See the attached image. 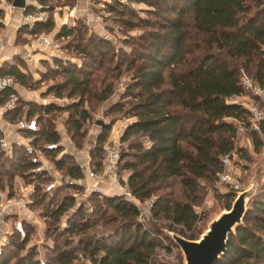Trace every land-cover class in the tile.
I'll return each mask as SVG.
<instances>
[{"label": "trees", "instance_id": "obj_1", "mask_svg": "<svg viewBox=\"0 0 264 264\" xmlns=\"http://www.w3.org/2000/svg\"><path fill=\"white\" fill-rule=\"evenodd\" d=\"M39 1L45 3L47 0ZM137 1L153 3L150 0ZM157 1L154 0L155 4ZM156 6L162 20L144 36L148 53L136 66L131 61V65L134 64L133 76L123 94V98L135 100L126 110L135 119L120 135L121 141L129 140L133 135L145 137L147 141H130L129 147L136 152L131 154V160L124 161L122 168L129 170L127 186L140 201L154 197L149 207L150 215L168 220V228L179 224L183 227L179 230L181 234L197 238L198 230L194 224L199 215L194 209V201L198 197L199 178L215 180L217 171L221 169L220 156L233 147L237 121L248 122L247 109L229 100L243 92L240 70L243 69L259 85H264V0H159ZM110 10H114L112 5ZM52 24V19L48 18L36 21L32 26L22 24L18 31L38 33L50 29ZM78 32L77 26L63 24L58 35L65 37ZM199 35L202 43L197 42L193 50L189 37L194 36L193 40H196ZM75 48L88 53L78 44ZM63 71L68 80L52 85L49 91L60 97L67 88L68 96L78 95L77 100L67 105L27 102L19 96L16 86L0 90V104L11 95L18 98L16 106L5 111L4 117L15 121L23 113L38 116L39 130L28 133L33 143L59 141V134L47 117L55 110L68 111L67 123L73 129V139L85 133L83 123L90 113L83 104L92 80L84 67L65 66ZM4 74L13 75L17 84H27V75L17 68L4 70L0 66V75ZM111 92L112 86L107 84L97 98L105 100ZM115 109H123V104L114 105L112 110ZM101 127L102 132L90 151L95 169L102 166V145L107 140L111 124L106 122ZM260 131L249 132L255 149L263 144L264 120L260 122ZM57 150L48 151V154L54 157ZM62 155L54 160L57 168L75 178L82 176L78 164L66 159L71 156ZM127 155L120 151L119 171L121 159ZM29 167L23 148L15 147L11 156L0 150V183L4 176L11 181L12 175L31 180ZM50 177L42 173L36 176L35 189L31 194L35 202L67 186L77 190L81 187L79 183H72L51 191L42 190L40 183ZM171 178L179 179L184 199L174 198V192L170 190L159 192ZM92 193L100 196L105 205L115 211L119 222L108 234L79 238L82 250L91 261L94 264H156L151 263L155 248L169 249V245L163 244L156 234L160 230L143 226L137 219L140 209L124 196ZM233 195L230 191L222 194L226 198V207L230 206ZM70 198L71 202L62 201L53 208L51 215L58 218L72 206L74 198ZM23 224L26 229L25 221ZM86 228V222L80 223L79 227L73 222L65 230L76 232ZM10 237L9 245L18 251L24 248L28 232L25 231L21 237L17 232L15 239ZM60 248V245H54L56 254L49 255L46 261L70 264L73 259L70 250ZM10 249L11 252L2 251L0 254V264H9L11 257L17 255L16 250ZM36 254L37 251L30 248L13 264H43ZM214 264H264V178L259 193L244 216L243 225L229 236L224 254Z\"/></svg>", "mask_w": 264, "mask_h": 264}, {"label": "rangeland", "instance_id": "obj_2", "mask_svg": "<svg viewBox=\"0 0 264 264\" xmlns=\"http://www.w3.org/2000/svg\"><path fill=\"white\" fill-rule=\"evenodd\" d=\"M150 1L153 3L148 4L137 0H125L124 2L114 0H47L45 3H41L43 4L42 10L45 20L52 19L53 24L50 29L30 33L28 31H18L22 26L21 23L18 24V28L15 25L10 26L1 48L0 66H3L4 70L14 67L27 75V84L19 82L16 86L19 96L27 102L37 104L55 102L67 105L69 102L77 100L78 95H67V88L62 91L60 97L49 91L52 85L68 80V75L63 71L65 66L75 69L84 67L90 80H92L83 104L88 109L90 117L83 123L82 129L85 130V133L82 137L79 135L75 139L71 137L73 129L67 123L69 115L67 110H55L47 115L50 118L49 122L57 130L59 141L62 143L56 151V153L60 152L59 157L63 156L62 154H68L71 157L66 159L76 162V156H80V153L90 152L96 144L97 136L102 132V127L97 124V120H103L111 124L106 139H114L118 142L121 153L126 152L129 154L121 159V174L126 175L128 173L129 170L123 169L122 166L124 161L126 159L131 160L133 158L131 154L136 152L129 147L130 141L142 140L146 143L147 139L139 135H133L126 141H121L120 135L134 118L128 115L126 110L129 104L135 100L128 97L123 98L127 84L131 82L133 76L134 64L131 65V61L135 62V66L143 62L141 58L148 53L143 38L149 30L154 29L153 26H156L162 20L158 14L159 8L156 6L159 0L156 4L154 0ZM111 5L114 10H110ZM97 14L101 15L99 21L95 19ZM187 16L190 19V15ZM63 24L77 26L79 29L78 34L65 37L59 36L58 31ZM29 26H32V24ZM41 33L55 38L57 42H60V48L54 49L49 46L43 48L38 39ZM189 38L192 40L191 48L193 50L197 42L202 43L200 40L202 36L200 35L195 37L196 40H193L194 36ZM77 44L85 48L88 53L84 54L77 50L75 48ZM77 74L81 76V73ZM107 84L112 86V92L105 100L97 98L102 88ZM118 103L123 104V109L112 110L114 105ZM248 137H250L248 132H241L236 144L238 146L236 158L241 168V184L243 187L248 184L252 177L258 178L259 183H263L264 178V157H262L264 155V139L263 144L255 149L253 146L248 148ZM262 169L263 173H261ZM63 175L68 176L66 173H63ZM15 176H11V181L6 180L7 177L4 176L0 183L3 184L1 187L7 188L9 192L17 189L14 183ZM215 180L214 178L209 180L199 178L198 197L194 201V208L200 214L198 221L194 224L198 230L196 237L206 229L210 219L226 207V198L222 196L225 192L216 187ZM29 181L26 179L24 185ZM79 182L81 187L78 190L67 186V188H62L61 191L58 190L41 201L35 202L33 197V199L31 198L33 202L22 206L21 212L10 213L0 219L4 227L10 230L5 239L4 249H2L4 253L11 252L10 248L17 251L15 247H11L8 243L12 238L10 236L15 239L17 232H19L20 237L24 236L25 231L28 232V239L24 248L18 250L15 257H11L9 264H13L20 254L30 248L37 251L36 258L41 263L53 264L51 261H46V259L49 255L56 254V251L53 250V246L56 244L61 246V250L64 247L70 250L73 256L70 264H94L88 254L82 250L79 238L108 234L113 231L119 220L115 211L107 207L100 196L92 193H102V189L95 190L86 185L84 177H80ZM167 182V186H164L159 192L170 190L174 192V198L184 199L179 179L171 178ZM107 187L106 185L102 188L105 190ZM226 190L234 194L229 204L231 205L235 197V191L233 188ZM105 191L108 192L111 189ZM24 194L25 192L22 194L18 192L16 197L18 199L25 198ZM70 197L74 198L73 205L67 208L58 218L53 217L51 215L53 208L62 201L71 202ZM206 197L211 202L210 205L204 203ZM140 207L144 206L140 205ZM145 213L143 219L139 215L137 219L143 226L151 230H160L156 234L162 239L163 244L167 243L169 245V249L157 246L151 263L182 264L183 256L180 248L174 245L167 235L169 231L180 233L179 230L183 227L179 224H173L171 228H168L170 223L168 220ZM17 220L22 222V231L16 229L13 225ZM23 221L27 225L26 229ZM73 222H76L78 227L80 223L86 222L88 228L76 232L66 231L65 229ZM184 231L190 233L185 229Z\"/></svg>", "mask_w": 264, "mask_h": 264}, {"label": "built area", "instance_id": "obj_3", "mask_svg": "<svg viewBox=\"0 0 264 264\" xmlns=\"http://www.w3.org/2000/svg\"><path fill=\"white\" fill-rule=\"evenodd\" d=\"M117 1L124 2L125 0ZM29 6H31L30 9H28ZM42 7L43 4L39 0H25L24 7L15 6L12 0H0V13H2L0 14V53L4 44V39L11 25H15V27L18 28V24L20 23L21 25H33L36 21L45 20ZM16 10L20 11V18L18 21L14 19ZM100 18V14L95 16L97 20H100ZM38 39L43 48L48 46L54 49L60 48V42H57L55 38L48 34L41 33ZM240 84L243 92L230 97L229 100L244 106L249 115L248 122L244 123L237 121L235 136L232 138L233 147L228 153L220 156L221 169L216 173L215 185L220 191L225 193L228 192L226 190L228 188H233L234 191L244 188L241 184V168L236 158L238 152V146L236 144L241 132L249 133L251 130L261 132L260 122L264 120V85H259L251 76L246 74L243 69L240 70ZM14 86H17V81L13 75H0V90ZM17 99L16 95H11L0 104V120L2 121V123L0 122V150L6 155L11 156L15 147L23 148L30 162L28 172L31 173V180L24 185L25 179L23 176L16 175L14 183L17 189H14L13 192H9L7 188L4 189L0 186V219L10 213L21 212V207L31 201V194L35 189V178L41 173L51 176L50 179L40 183L44 191H51L55 187L63 184H81L79 178L84 177V180L87 182L84 183L95 190L102 189L103 192L107 193L102 187L106 185L109 188L115 187L117 190L116 193L113 194L122 195L136 204L140 209L139 217L141 219L144 218L143 214L146 215L145 212L150 214L149 207L152 205L154 197H150L141 202L127 186L126 175L121 174L119 171L120 148L118 142L114 141V139H107L103 143L101 168L95 169L92 166V158L89 153L87 159L78 165L82 172V176L78 178L69 175L64 176L54 163V160L59 158L60 152L55 153L54 157L48 154V151L59 149L62 143L60 141L49 140L42 144H36L30 140L28 133L37 131L40 127L37 115H27L25 113L19 116L15 121H11L7 119V117H4L5 111L12 110L16 106ZM12 127L18 132L17 136L9 135L8 130ZM261 136L264 138L262 133ZM18 192L21 194L25 192V198L22 197L18 199L16 197V193ZM207 197L204 203L210 205L211 202ZM140 205L144 207H140ZM195 211L200 216L196 209ZM13 225L16 229L22 231V222L20 220L15 221ZM9 232L10 230L5 228L2 221H0V254L2 253L5 239Z\"/></svg>", "mask_w": 264, "mask_h": 264}, {"label": "water", "instance_id": "obj_4", "mask_svg": "<svg viewBox=\"0 0 264 264\" xmlns=\"http://www.w3.org/2000/svg\"><path fill=\"white\" fill-rule=\"evenodd\" d=\"M12 3L17 7L25 6V0H12ZM104 123L103 120H97L99 125ZM261 186L259 179L252 177L243 189L235 191L231 205L210 219L206 229L197 238L169 231L167 236L182 252V264H214L224 254L229 236L243 225L244 216Z\"/></svg>", "mask_w": 264, "mask_h": 264}, {"label": "crops", "instance_id": "obj_5", "mask_svg": "<svg viewBox=\"0 0 264 264\" xmlns=\"http://www.w3.org/2000/svg\"><path fill=\"white\" fill-rule=\"evenodd\" d=\"M19 14H20V11L19 10H16L15 11V14H14V19L15 20H19V18H20V16H19ZM97 21H99V20H97ZM135 118H133V120H134ZM132 121V120H131ZM0 122L2 123V121L0 120ZM8 130V129H7ZM8 133H9V135H11V136H17L18 135V132H16L15 130H14V128L12 127V128H9V130H8ZM264 139V138H263ZM247 144H248V148H249V146L250 147H252L253 146V144H252V142H251V139H250V137H248V141H247ZM77 151H79V150H77ZM77 151H76V153H77ZM89 151H86V152H84V153H80L81 155L80 156H76V163L79 165V163H81V162H84L86 159H87V157H88V155H89ZM74 155H76V154H74ZM104 189V188H103ZM106 189H111V191H108L107 193H116V188L115 187H111V188H109V187H107V188H105V190Z\"/></svg>", "mask_w": 264, "mask_h": 264}]
</instances>
